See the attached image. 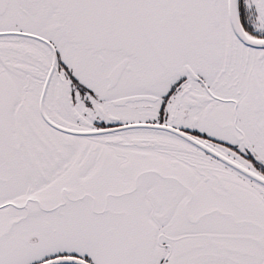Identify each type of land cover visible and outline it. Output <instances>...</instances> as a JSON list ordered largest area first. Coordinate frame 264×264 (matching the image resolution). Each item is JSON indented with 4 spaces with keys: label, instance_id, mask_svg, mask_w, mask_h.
Listing matches in <instances>:
<instances>
[{
    "label": "snow or ice",
    "instance_id": "snow-or-ice-1",
    "mask_svg": "<svg viewBox=\"0 0 264 264\" xmlns=\"http://www.w3.org/2000/svg\"><path fill=\"white\" fill-rule=\"evenodd\" d=\"M0 264H264V0H0Z\"/></svg>",
    "mask_w": 264,
    "mask_h": 264
}]
</instances>
